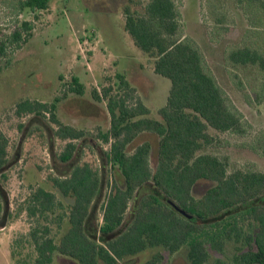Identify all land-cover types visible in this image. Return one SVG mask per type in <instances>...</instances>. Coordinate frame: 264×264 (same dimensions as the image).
I'll return each mask as SVG.
<instances>
[{
  "label": "trees",
  "instance_id": "1",
  "mask_svg": "<svg viewBox=\"0 0 264 264\" xmlns=\"http://www.w3.org/2000/svg\"><path fill=\"white\" fill-rule=\"evenodd\" d=\"M250 1H259L264 10L263 1ZM50 3L25 0L21 9L45 12ZM123 13L134 45L153 60L154 73L170 81L160 119L150 118L137 88L121 73L94 89L93 100L105 103L110 117L109 130L97 134L101 145L109 146L99 150L103 167L76 164L50 178L53 190L33 189L22 210L33 221L27 238L32 251L21 258L13 252L11 258L16 264H52L56 255L77 264H122L149 250L185 249L190 264H208L210 250L221 253L227 242H235L243 248L230 262L215 264H264V173L229 172L225 160L205 152L216 142L211 132L242 135L246 130L207 71L198 45L183 36L177 0H129ZM22 16L13 18L11 34L0 41L1 55L33 38L34 26ZM230 60L264 69V56L249 48L232 52ZM69 92L82 96L85 86L74 77ZM58 102L24 100L16 113L50 114L58 125L56 136L71 141L59 156L71 165L80 149L76 142L86 141L88 134L56 119ZM146 135L157 137L156 150L147 141L136 145ZM13 163L9 140L0 130V229L13 218L4 186ZM200 181L213 186L196 197ZM163 259L156 253L139 264Z\"/></svg>",
  "mask_w": 264,
  "mask_h": 264
},
{
  "label": "rangeland",
  "instance_id": "2",
  "mask_svg": "<svg viewBox=\"0 0 264 264\" xmlns=\"http://www.w3.org/2000/svg\"><path fill=\"white\" fill-rule=\"evenodd\" d=\"M23 1L0 0V41L7 40L9 25L19 14L23 15L21 20H29L34 26L33 38L23 48L13 51L10 47L8 55L0 53V130L9 140V158L14 160L4 185L13 218L0 229V264H16L11 258L13 252L21 258L32 251L27 238L33 221L22 210L33 189L41 186L53 190L50 178L59 171L69 172L76 164H91L97 170L103 167L99 150L106 151L109 146L101 145L97 134L109 130L110 117L106 104L93 100L92 91L121 73L137 88L151 110L150 118L159 120L158 110L166 105L171 87L169 80L154 73L153 60L134 45L125 30L123 10L129 0H51L49 10L40 13L22 10ZM177 5L183 36L198 45L207 71L246 130L242 135L211 132L216 142L205 152L225 160L229 172L264 173V69L260 64L242 65L230 60L232 52L243 48L264 56V10L260 2L177 0ZM74 77L85 86L82 96L69 92ZM57 98L56 119L88 134L86 141L76 142L80 149L71 165H64L59 157L71 141L56 136L58 125L50 114L35 117L16 113L24 100L51 104ZM146 141L157 149L158 139L152 135L141 137L136 145ZM212 186L200 181L194 195L201 197ZM242 248L227 242L221 253L210 250L208 264H215L217 259L228 263ZM156 253L163 254L162 264H190L185 249L176 253L149 250L122 264L144 263ZM52 264L77 263L56 255Z\"/></svg>",
  "mask_w": 264,
  "mask_h": 264
}]
</instances>
